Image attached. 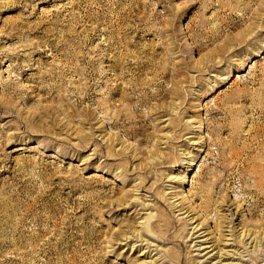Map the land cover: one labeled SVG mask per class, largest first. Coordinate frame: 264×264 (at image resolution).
I'll return each mask as SVG.
<instances>
[{
    "label": "rangeland",
    "instance_id": "1",
    "mask_svg": "<svg viewBox=\"0 0 264 264\" xmlns=\"http://www.w3.org/2000/svg\"><path fill=\"white\" fill-rule=\"evenodd\" d=\"M262 224L264 0H0V264H264Z\"/></svg>",
    "mask_w": 264,
    "mask_h": 264
},
{
    "label": "bare ground",
    "instance_id": "2",
    "mask_svg": "<svg viewBox=\"0 0 264 264\" xmlns=\"http://www.w3.org/2000/svg\"><path fill=\"white\" fill-rule=\"evenodd\" d=\"M119 62V61H118ZM127 62H129V61H127ZM118 63H116V64H114V66H112V71H115L117 68H120V67H118V65H117ZM137 64V69H139V62H137L136 63ZM129 65H131L130 63H129ZM121 71H122V69H121ZM123 72V71H122ZM121 72V73H122ZM125 73V72H124ZM116 74V73H115ZM122 75V74H121ZM117 76V75H116ZM125 76V75H124ZM156 76V75H155ZM175 76V75H174ZM133 77V76H132ZM123 78V77H122ZM115 80V79H114ZM133 80V79H132ZM133 82V81H132ZM130 80H128L127 81V83L129 84V85H131L130 86V92H127V90H126V88L124 87V88H122V90H121V95L119 94V99H117L118 100V102H119V104L121 105L119 108H116L115 107V109L116 110H114L115 111V113L114 114H112L111 116H110V120H111V124L112 125H121V126H123L124 128H125V132L129 135V134H133L134 133V131L133 130H130V129H128V124H131V123H134L135 122V118L137 117V116H139L137 113H133L132 112V110H133V107H132V105H133V101H136V102H139V103H142L143 102V99H144V97H145V95L147 94V92H144V94L142 93V92H140V94H136L135 93V91L137 90V85L138 84H140V83H132ZM140 82V81H139ZM149 82V81H148ZM127 84V85H128ZM143 84V83H142ZM146 84H148V83H146ZM141 87V86H140ZM117 88V87H116ZM128 88V87H127ZM181 88V87H180ZM180 88H179V90H180ZM115 88H109V91L110 92H108V93H112L113 92V90H114ZM171 90V89H170ZM172 90L174 91V89L172 88ZM179 90H177V89H175V92L176 91H179ZM140 91V90H139ZM159 92V91H158ZM175 92H173V93H175ZM178 94H180L179 92H177ZM134 95H136V97L134 96ZM152 95V97H155L156 95H157V93H152L151 94ZM98 96V95H97ZM111 99H112V97H110ZM108 101H110V99H108V100H106L105 102H108ZM97 104H98V107L101 109V110H103L104 112H106V107H105V105H104V102H101V101H97ZM176 106V105H175ZM163 108V107H162ZM160 109V108H159ZM165 109V108H164ZM163 109V110H164ZM163 112V111H162ZM164 112H166L165 110H164ZM157 113H160V111L159 112H157ZM151 115V114H150ZM159 115V114H158ZM141 117H143V116H141ZM143 121V120H142ZM137 122V121H136ZM144 123V122H143ZM134 135V134H133ZM109 140H112V137L110 136L109 137ZM110 147V146H109ZM128 148H126V147H123V150L122 151H124L125 152V150H127ZM110 150L111 151H113L114 152V150H113V148H109V153H110ZM112 152V153H113ZM111 153V154H112ZM260 182V181H259ZM222 203H224L225 202V200L224 201H221ZM171 204H173L174 205V202H172ZM178 204V203H177ZM175 205L176 207L178 206V205ZM183 203H181L179 206H181ZM222 205H221V211H223L224 210V208L222 209ZM230 209V208H229ZM181 210V209H180ZM188 211L186 210L185 212H183V214L184 213H187ZM189 214H187V216H188ZM230 216H232V214H230ZM233 217V216H232ZM224 219L223 221H221V262H222V260H223V257H224V255H227V250H224L225 249V247H227V244H223V241H228V239H225V234H224V232L226 231L225 230V228L226 227H230V228H232L233 227V222H232V219H230V220H228L227 219V216H226V214H224V215H222L221 216V219ZM193 219V217H191V218H189V220H192ZM151 225H152V223H151ZM263 225V231L261 232V233H259V231H253V232H251V230L250 229H246L245 230V232L244 233H239L238 234V236H237V239H239V242H246V241H248V240H250V244H252V243H254L255 242V245H254V249H256L258 246H257V243H260L261 242V240H263L264 241V224H262ZM154 226H157L156 224L154 225ZM196 227V226H195ZM194 227V228H195ZM156 228V227H155ZM229 228V229H230ZM227 229V228H226ZM141 232V231H140ZM202 232V231H201ZM231 232H232V234H231V236H234V233H233V229H231ZM139 233V232H138ZM257 233H259L258 235H257ZM204 234V233H203ZM254 234V236L253 237H251L252 235ZM263 234V235H262ZM138 235H140V234H138ZM246 238V239H245ZM244 239H245V241H244ZM246 244H248V243H246ZM212 246V245H211ZM211 246H207V247H205V248H209V247H211ZM207 254V253H206ZM144 262V261H143ZM142 262V263H143ZM145 263H146V261H145ZM147 264V263H146ZM219 264H220V262H219ZM224 264V263H223Z\"/></svg>",
    "mask_w": 264,
    "mask_h": 264
}]
</instances>
